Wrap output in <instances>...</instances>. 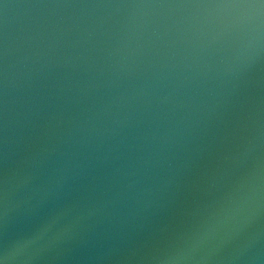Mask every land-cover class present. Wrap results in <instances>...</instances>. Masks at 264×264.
<instances>
[{
    "label": "water",
    "instance_id": "water-1",
    "mask_svg": "<svg viewBox=\"0 0 264 264\" xmlns=\"http://www.w3.org/2000/svg\"><path fill=\"white\" fill-rule=\"evenodd\" d=\"M0 264H264V0H0Z\"/></svg>",
    "mask_w": 264,
    "mask_h": 264
}]
</instances>
